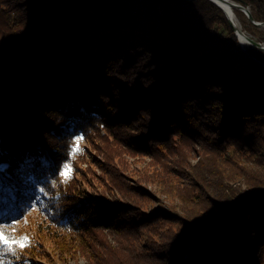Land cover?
Returning <instances> with one entry per match:
<instances>
[{
	"label": "trees",
	"instance_id": "trees-1",
	"mask_svg": "<svg viewBox=\"0 0 264 264\" xmlns=\"http://www.w3.org/2000/svg\"><path fill=\"white\" fill-rule=\"evenodd\" d=\"M234 1L264 23V0ZM0 8L8 51L0 163L9 165L0 170V229L37 214L53 228L62 264L79 256L264 264V67L254 59L264 63V52L241 48L221 8L209 0H0ZM78 137L104 156L102 187L113 196L61 176ZM128 150L153 170L137 174ZM143 182L173 201L148 205ZM20 234L27 246L0 245V264L41 263L38 241Z\"/></svg>",
	"mask_w": 264,
	"mask_h": 264
},
{
	"label": "rangeland",
	"instance_id": "rangeland-1",
	"mask_svg": "<svg viewBox=\"0 0 264 264\" xmlns=\"http://www.w3.org/2000/svg\"><path fill=\"white\" fill-rule=\"evenodd\" d=\"M0 12H2L1 8ZM2 21L3 19L0 17V24ZM238 25L240 29H242L244 32L249 34L257 41H264V27H252L249 19L241 11L238 15ZM3 37L4 36H0V55L2 58H6L8 57V51H5L6 43L4 40H2ZM253 49L254 47L250 48L249 50ZM80 148L82 149V151L76 153L74 157V162L67 163L65 165L70 166L72 169L70 179L74 178L79 188L82 191H85L87 194H98L100 199L102 198V196H113L111 194V190H108L107 187H102L103 178L107 176L106 167L104 166V156L94 151L90 144L84 139H82L80 142ZM130 153L131 152L129 151L128 153H125L123 155L126 160V163H128L129 167L132 170H135L137 174L142 175L147 170H153V168L150 169L149 167V165L154 162H151L150 158L143 156L133 157L132 155H130ZM192 163L195 164L196 159L193 160ZM137 185L145 192H148L152 198H154V201L149 202L148 205L152 204L153 202L154 204L162 202L163 205H170L171 201H173L171 196L168 197V195L162 193V186H160L159 184L157 185L156 183L143 182L137 183ZM46 226L47 223L43 225L42 222L39 220V216L34 213L32 214L29 220H26L24 223H21L17 226L6 227L5 231L6 235H9L10 238L22 241L26 243V245L28 244V239L25 240L27 236L21 235L20 232L22 230H26L27 233L33 235L34 239L38 241L39 255H41V258L38 259V261L41 262L39 264H62V261L65 260L66 257H62L61 259L58 258L61 255H58V250L55 245L57 243L55 239L56 234L53 232V228L48 230ZM57 233L59 234V232ZM78 260V263H76L75 260H69L68 264H87L86 260L83 257L79 256Z\"/></svg>",
	"mask_w": 264,
	"mask_h": 264
},
{
	"label": "snow or ice",
	"instance_id": "snow-or-ice-1",
	"mask_svg": "<svg viewBox=\"0 0 264 264\" xmlns=\"http://www.w3.org/2000/svg\"><path fill=\"white\" fill-rule=\"evenodd\" d=\"M82 139H83V137L77 138L76 146L73 149V155L82 151V149L80 148V142ZM8 166L9 165L6 163H0V170H4ZM71 171H72V169L70 166H65L64 170L60 174L65 180H68L71 177ZM40 191L43 192L44 189H40ZM26 239L27 238H25V240ZM0 245L4 246V248H6L9 252L13 251L14 247H18L20 249H23L24 247L27 246L26 243H24L22 241H18L14 238H10L9 235L5 234V231L3 229H0Z\"/></svg>",
	"mask_w": 264,
	"mask_h": 264
},
{
	"label": "water",
	"instance_id": "water-1",
	"mask_svg": "<svg viewBox=\"0 0 264 264\" xmlns=\"http://www.w3.org/2000/svg\"><path fill=\"white\" fill-rule=\"evenodd\" d=\"M209 1H211L212 3H214L215 5H217L213 0H209ZM220 1L230 3L232 7H234V8H236V9L240 10L241 12H243L252 24H254V25H256V26H259V27H264V23H262V22H257V21L254 19L253 15H252V13H251V11H250V9L247 8L246 6H244V5L240 4V3L235 2L234 0H220ZM217 6H218V5H217ZM218 7L221 8L220 6H218ZM221 9H222V8H221ZM227 17H228L229 21L231 22L232 26L234 27L238 39L240 40V36H239L240 31H239V29L237 28V26L235 25V23L233 22L234 20H233L232 18H230L228 15H227ZM240 42H241V41H240ZM251 42L253 43V47H254V49H258V50H261L262 52H264V46L262 45L261 42L257 41V40L254 39V38H251ZM240 45H241V47H242V49H243L244 51L248 52V51L244 48V46L242 45V43H240ZM254 59H255L256 61H258L259 63L263 64V67H264V63H263V62L257 60L256 58H254Z\"/></svg>",
	"mask_w": 264,
	"mask_h": 264
},
{
	"label": "bare ground",
	"instance_id": "bare-ground-1",
	"mask_svg": "<svg viewBox=\"0 0 264 264\" xmlns=\"http://www.w3.org/2000/svg\"><path fill=\"white\" fill-rule=\"evenodd\" d=\"M218 6H220L222 8V10L224 11V13L226 14V16L228 15L230 18H232L234 21V23L238 25V17L237 14L235 12L236 8L232 7L230 3L227 2H223L220 0H213ZM239 28V27H238ZM240 36V41L242 43V45L246 48V49H250L253 47V43L251 42V38L249 36H247L246 33L241 32L239 33Z\"/></svg>",
	"mask_w": 264,
	"mask_h": 264
},
{
	"label": "built area",
	"instance_id": "built-area-1",
	"mask_svg": "<svg viewBox=\"0 0 264 264\" xmlns=\"http://www.w3.org/2000/svg\"><path fill=\"white\" fill-rule=\"evenodd\" d=\"M247 8H249V7H247ZM250 9V8H249ZM236 25V24H235ZM237 26V25H236ZM239 26H237V28H238ZM239 29V31H241V32H244L242 29H240V28H238ZM244 33H246V32H244ZM247 34V33H246ZM237 36V35H236ZM247 36H249L250 38H253V37H251L249 34H247ZM238 38V37H237ZM239 40V39H238ZM239 43H241L240 42V40H239ZM262 43V45L264 46V42H261ZM241 46V45H240ZM242 48V47H241ZM245 48V47H244ZM246 49V48H245ZM247 51H249V49H246Z\"/></svg>",
	"mask_w": 264,
	"mask_h": 264
}]
</instances>
